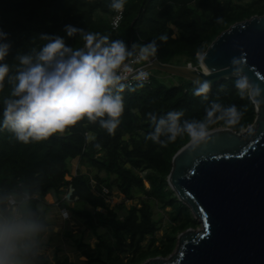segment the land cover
Returning <instances> with one entry per match:
<instances>
[{"label":"trees","instance_id":"16d2710c","mask_svg":"<svg viewBox=\"0 0 264 264\" xmlns=\"http://www.w3.org/2000/svg\"><path fill=\"white\" fill-rule=\"evenodd\" d=\"M111 2L0 0V27L9 33L4 40L12 43L7 62L13 75L23 67L16 59L18 53L34 56L46 42L43 35H64L63 26L69 23L123 39L134 55V43L155 39L159 62L190 63L199 68V56L222 30L264 14V0H127L119 17L108 7ZM162 34L168 36L167 41L158 39ZM66 42L81 46V42L68 38ZM176 77V83L166 86L150 73L149 82L142 87L141 82L127 85L120 124L111 135L98 121L89 123L86 119L64 134L30 144L17 141L7 130L0 132V198L27 197L47 228L40 204L52 192L57 204L95 237L91 244L83 232L66 233L77 257H82L77 262L59 256V247L51 260L38 251L37 245L31 257L33 264H141L149 257L167 256L176 245L177 234L200 225L166 181L173 154L190 137L181 131L168 142L171 133L164 131L159 136L166 142L164 146L146 139L155 130L148 114L159 117L169 111H182L178 121L181 128L186 122H203L208 130L225 126L240 132L253 122L255 108L248 96L249 87L241 94L236 86L240 75L220 80L199 96L194 92L201 85ZM10 87L5 84L0 98L8 95ZM129 87L134 90L129 91ZM214 105L219 108L209 117L207 112ZM233 106L240 117L229 124L227 109ZM74 159L77 166L72 174ZM69 187L70 199L76 203L73 205L63 198ZM102 188L117 191L124 199L110 205L103 199ZM161 229L162 235L157 236Z\"/></svg>","mask_w":264,"mask_h":264},{"label":"clouds","instance_id":"9594fccd","mask_svg":"<svg viewBox=\"0 0 264 264\" xmlns=\"http://www.w3.org/2000/svg\"><path fill=\"white\" fill-rule=\"evenodd\" d=\"M126 2L112 0L108 7L122 17ZM63 32L64 35H43L46 42L34 56L18 53L16 59L23 67L13 75L7 62L12 43L4 40L9 33L0 27V40L4 41L0 42V92L6 83L11 84L8 95L0 98V132L7 130L24 144L64 134L85 119L89 123L98 121L108 134H114L124 111L123 92L128 87L122 81L128 78L126 74L131 70L132 59L136 63L149 61L157 51L155 39L139 45L134 43L133 49H138L134 55L123 39H112L110 34L70 23L63 26ZM66 38L81 42V46L74 47ZM158 39L167 41L168 36L162 34ZM147 75L144 71L136 75L141 81L140 87ZM236 86L243 94L249 87L247 78L241 77ZM128 90L134 89L129 87ZM208 91L209 84L204 82L194 95ZM218 108L219 105H214L207 115L211 117ZM182 115V111H169L159 117L149 113L155 130L148 133L146 139L164 146L166 142L159 140L164 131L171 133L168 142L174 141L181 131L188 133L193 144L207 138L209 133L203 122H186L181 128L178 121ZM227 115L229 124L236 123L240 117L235 106L227 109ZM45 229L46 225L37 218L27 197L0 198V264H33L31 257Z\"/></svg>","mask_w":264,"mask_h":264},{"label":"water","instance_id":"95a60500","mask_svg":"<svg viewBox=\"0 0 264 264\" xmlns=\"http://www.w3.org/2000/svg\"><path fill=\"white\" fill-rule=\"evenodd\" d=\"M198 62L195 68L150 57L142 69L209 86L245 77L255 117L240 132L225 126L209 129L206 139L188 140L173 154L166 181L200 225L177 234L167 256L141 264H264V14L222 30Z\"/></svg>","mask_w":264,"mask_h":264},{"label":"rangeland","instance_id":"374dc122","mask_svg":"<svg viewBox=\"0 0 264 264\" xmlns=\"http://www.w3.org/2000/svg\"><path fill=\"white\" fill-rule=\"evenodd\" d=\"M150 73L155 76V79L158 82L163 83L166 86L173 85L174 83H176L178 81V77H176L174 75H170V74L165 73L163 71L153 69V70H150ZM76 166H77V159H74V160H72V163H71V173L75 172ZM114 194H116L115 195L116 196L115 202L116 203L120 202L122 200L123 196L119 195L117 191H114ZM49 198H50V200H48V201H50L49 202L50 204L53 202V199H54V202H56V200L54 198V194L52 192L48 193L47 199H49ZM69 203H70V205H72V203L76 204V203H74V200H72V199H69ZM126 204L129 205L130 201H126ZM40 206H41V208H43L47 212L50 208L48 204H45L44 200H43L42 204H40ZM58 209H59V212H58V216L56 218L58 219V222H59L58 225L61 227L63 226V229H61L62 234L60 235L61 237H59L56 234L55 235L53 234L51 236V238L48 240L46 239L47 236H45L43 238L44 242H47L45 244H48L49 246H51L49 248L50 250H47L48 251L47 254L49 253V255H50L49 258H50L52 256L53 251H54L53 245H56L57 247L60 248V251L58 253L59 256L66 255L71 260L77 262V261L81 260L82 257H77V255H75V250H74L73 246L71 245V241L66 237L67 236L66 233L71 232L72 234H80L83 232L84 238L86 240H88L91 244L94 243L95 237L93 236L92 232L89 229H83V227L81 226L80 223L77 222L76 224L71 225L70 223L73 222L72 221L73 217L71 216L70 212L66 211L67 215L65 216L64 211H63V207L59 206ZM47 219L49 221V224L47 226V232H49V230H51V226L53 225V221H52L53 218L50 220V217L49 218L47 217ZM198 227H199V225H198ZM162 233H163V230L161 229L156 234H157V236H161Z\"/></svg>","mask_w":264,"mask_h":264},{"label":"crops","instance_id":"0c3cea01","mask_svg":"<svg viewBox=\"0 0 264 264\" xmlns=\"http://www.w3.org/2000/svg\"><path fill=\"white\" fill-rule=\"evenodd\" d=\"M48 195V194H47ZM47 195L44 197V202H45V204H48L49 205V210H48V212L47 211H45V217H46V220H47V222H48V224H49V221H48V219H47V217L49 218L50 217V220L52 219V221H53V225L51 226V230H49V232H47V228H46V231H45V233L41 236V239H40V241H39V243H38V251L40 252V253H43L47 258H49V253L47 254V250H50L49 248L51 247V246H49L48 244H45V243H47V242H44V240H43V238L45 237V236H47V240L48 239H50L51 238V236L54 234H56V235H58L59 237H61L60 235L62 234L61 232H62V230L61 229H63V226L61 227V226H59L58 225V219L56 218L57 216H58V212H59V205L57 204V202H54V199H53V202L50 204L49 202L50 201H48V200H50V198L49 199H47ZM46 199V200H45ZM72 205H73V203H72ZM55 213V214H54ZM67 221V220H66ZM72 221L73 222H71L70 224L72 225V224H76L77 223V221L76 220H74L73 218H72ZM58 228V231L56 230ZM47 248V249H46ZM53 248H54V251H55V249L57 248V246L56 245H53ZM54 251H53V253H52V256L49 258V259H51L52 260V258H53V254H54ZM75 255H77V253H75ZM69 260H71L70 258H69ZM71 261H73V260H71Z\"/></svg>","mask_w":264,"mask_h":264},{"label":"built area","instance_id":"2783aa9c","mask_svg":"<svg viewBox=\"0 0 264 264\" xmlns=\"http://www.w3.org/2000/svg\"><path fill=\"white\" fill-rule=\"evenodd\" d=\"M149 62V61H142V62H139V63H136L134 58L132 59L131 61V70L129 73H127V79L123 81V83H125L126 85H130L132 84L133 82H141L140 80H138L136 78V75L138 74L139 71H144L146 72L148 75H147V79L143 81V83H148L149 82V77H150V71L149 70H143L142 68L145 66V64ZM190 65V64H189ZM190 67H192L190 65ZM71 188L69 187L67 189V192L63 195V198H66V199H69V196H70V193H71ZM101 194L103 196V199L106 203L110 204V205H114L116 204L115 202V198H116V194H114V191L112 192H109V190L107 188H102V191H101ZM119 195H122L121 193L118 192ZM10 197H13L12 195H9ZM8 196V197H9ZM123 196V195H122ZM124 198L122 197V200ZM121 200V201H122ZM120 201V202H121ZM126 202V201H125ZM119 203V202H118ZM64 211V214L66 213V210L63 209Z\"/></svg>","mask_w":264,"mask_h":264},{"label":"bare ground","instance_id":"6f19581e","mask_svg":"<svg viewBox=\"0 0 264 264\" xmlns=\"http://www.w3.org/2000/svg\"><path fill=\"white\" fill-rule=\"evenodd\" d=\"M204 72H205V73H207V72H208V70H207L206 68H204Z\"/></svg>","mask_w":264,"mask_h":264}]
</instances>
